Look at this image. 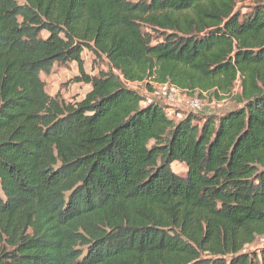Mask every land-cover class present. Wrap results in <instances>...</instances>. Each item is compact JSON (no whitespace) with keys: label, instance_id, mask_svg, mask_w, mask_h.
Returning a JSON list of instances; mask_svg holds the SVG:
<instances>
[{"label":"trees","instance_id":"obj_1","mask_svg":"<svg viewBox=\"0 0 264 264\" xmlns=\"http://www.w3.org/2000/svg\"><path fill=\"white\" fill-rule=\"evenodd\" d=\"M68 63L78 101L39 77ZM166 81L238 105L128 84ZM260 236L264 0H0V264H264Z\"/></svg>","mask_w":264,"mask_h":264},{"label":"rangeland","instance_id":"obj_2","mask_svg":"<svg viewBox=\"0 0 264 264\" xmlns=\"http://www.w3.org/2000/svg\"><path fill=\"white\" fill-rule=\"evenodd\" d=\"M136 1V0H130ZM47 33L42 32L45 36ZM84 61V70L89 74H96L98 70L106 69L107 64L103 58H95L89 51L84 50L82 52ZM78 74L77 65L75 63H68L66 65L54 64L47 72L40 71L39 77L45 83V91L48 95L54 96L59 94L65 101H78L80 100L89 90L90 85L82 82H74L73 78ZM129 86L137 90L144 96H149V89L145 83H129ZM239 92V81L234 84L232 94L224 97L225 99L216 100L211 94L204 93L202 96L197 94L190 95L186 91H182L183 96L174 101H168L162 98L152 97L154 100L165 105L168 109V115L181 116L183 112L192 111V108L187 101L191 99H197L200 103V108L195 110L199 113L218 112L222 109H227L238 104L235 102L233 95ZM172 170L178 174H184L186 167L183 163L174 162L172 164ZM264 244V236L258 237L255 242L248 245L247 248L256 249L259 245Z\"/></svg>","mask_w":264,"mask_h":264},{"label":"built area","instance_id":"obj_3","mask_svg":"<svg viewBox=\"0 0 264 264\" xmlns=\"http://www.w3.org/2000/svg\"><path fill=\"white\" fill-rule=\"evenodd\" d=\"M129 84V83H128ZM151 90L149 96H146L144 103H149L154 100L152 97L166 99L168 101L177 100L182 94V90L176 87L174 84L166 82H150ZM192 110H197L200 108V103L197 99H191L187 101Z\"/></svg>","mask_w":264,"mask_h":264}]
</instances>
